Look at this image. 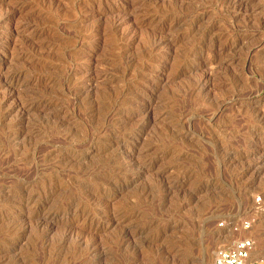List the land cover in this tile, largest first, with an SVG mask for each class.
<instances>
[{"label":"rangeland","instance_id":"rangeland-1","mask_svg":"<svg viewBox=\"0 0 264 264\" xmlns=\"http://www.w3.org/2000/svg\"><path fill=\"white\" fill-rule=\"evenodd\" d=\"M247 236L264 259V0H0V264Z\"/></svg>","mask_w":264,"mask_h":264},{"label":"built area","instance_id":"built-area-1","mask_svg":"<svg viewBox=\"0 0 264 264\" xmlns=\"http://www.w3.org/2000/svg\"><path fill=\"white\" fill-rule=\"evenodd\" d=\"M257 203H260V198L257 199ZM219 227H224V223H221ZM250 224L245 223L243 231L248 232ZM254 242L250 237H242L238 239L233 246L220 249L213 261L210 264H264V259H254Z\"/></svg>","mask_w":264,"mask_h":264},{"label":"bare ground","instance_id":"bare-ground-1","mask_svg":"<svg viewBox=\"0 0 264 264\" xmlns=\"http://www.w3.org/2000/svg\"><path fill=\"white\" fill-rule=\"evenodd\" d=\"M203 262V261H202Z\"/></svg>","mask_w":264,"mask_h":264}]
</instances>
